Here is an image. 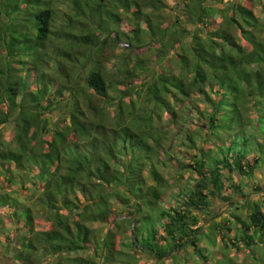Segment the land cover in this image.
<instances>
[{
  "label": "trees",
  "instance_id": "16d2710c",
  "mask_svg": "<svg viewBox=\"0 0 264 264\" xmlns=\"http://www.w3.org/2000/svg\"><path fill=\"white\" fill-rule=\"evenodd\" d=\"M259 170L264 0H0L9 264L242 257L264 246Z\"/></svg>",
  "mask_w": 264,
  "mask_h": 264
},
{
  "label": "rangeland",
  "instance_id": "374dc122",
  "mask_svg": "<svg viewBox=\"0 0 264 264\" xmlns=\"http://www.w3.org/2000/svg\"><path fill=\"white\" fill-rule=\"evenodd\" d=\"M167 1H171V0H167ZM219 21V19H217V22ZM109 70H111V67H109ZM252 112H250L249 114H251ZM252 116L254 117V114H252ZM174 132H176V130H173ZM255 181H260L262 186H264V170H259L256 172L253 181L251 182V186H249V190L253 189V183ZM175 189L172 188L170 190V192L174 191ZM254 190H250V192L252 193ZM253 194L255 195V193L253 192ZM214 208V209H213ZM212 211L208 212L209 216L206 217L208 218V221L210 219H220L223 217V214H227L228 212V208L226 206H224L223 204H219V205H214ZM229 213V212H228ZM211 221V220H210ZM209 221V222H210ZM36 223V228L37 229H44L47 228V224L46 222L37 219L35 221ZM204 223H207V221H205ZM95 226H97L96 224H94ZM208 230V226L207 224H205V233H207ZM200 246L205 247L206 248V252L209 254H215V255H219L220 253V257L219 258H215L213 257V264H223L225 262V264H228V262H230L231 260L234 261L237 264H264V246L261 243H258L257 246H255L254 250H248V249H244V253L242 257H237L234 255V253L229 254L226 253L225 255H222V252L224 253L223 249L221 248L220 244H216V246H211L209 243H207L206 241H202ZM2 248H3V244H2ZM129 249L128 252L129 253ZM256 255V259L253 258L252 255ZM81 255H83V253H81ZM0 256L2 257L3 261L5 263H7L8 261L5 260L7 257L6 255H2L0 253ZM133 262L135 264H160V263H156L155 261L151 260V258H149L148 256H146L143 253H138L137 256H135V258H133ZM187 259V260H186ZM184 260V261H183ZM248 261V263L246 261ZM132 260L129 259L124 255H120L119 260H114V263L116 264H129ZM9 264V262H8ZM45 264H50L48 263V261ZM165 264H199V261L195 258V255L189 254V253H184L181 255V258H176L174 260L171 261H167L165 260Z\"/></svg>",
  "mask_w": 264,
  "mask_h": 264
}]
</instances>
